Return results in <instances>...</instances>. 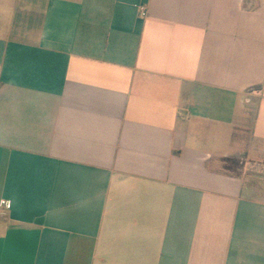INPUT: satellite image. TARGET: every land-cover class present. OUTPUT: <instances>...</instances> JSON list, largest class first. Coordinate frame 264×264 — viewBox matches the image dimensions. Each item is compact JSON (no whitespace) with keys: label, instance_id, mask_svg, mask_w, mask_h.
<instances>
[{"label":"crops","instance_id":"obj_1","mask_svg":"<svg viewBox=\"0 0 264 264\" xmlns=\"http://www.w3.org/2000/svg\"><path fill=\"white\" fill-rule=\"evenodd\" d=\"M256 168L264 0H0V264H264Z\"/></svg>","mask_w":264,"mask_h":264},{"label":"rangeland","instance_id":"obj_2","mask_svg":"<svg viewBox=\"0 0 264 264\" xmlns=\"http://www.w3.org/2000/svg\"><path fill=\"white\" fill-rule=\"evenodd\" d=\"M226 166L229 167L232 171H236V174H240L243 172V166L240 162L236 161L235 163L232 161H229L226 163ZM252 170V169H251ZM254 175L256 174L257 177L264 181V169L260 170L256 168V170L251 171ZM259 174V175H258Z\"/></svg>","mask_w":264,"mask_h":264},{"label":"built area","instance_id":"obj_3","mask_svg":"<svg viewBox=\"0 0 264 264\" xmlns=\"http://www.w3.org/2000/svg\"><path fill=\"white\" fill-rule=\"evenodd\" d=\"M147 15V12L144 11L141 13V16L145 17ZM10 209H11V202L10 200H7V199H3L1 202H0V220L2 218H5L6 216H8L9 212H10Z\"/></svg>","mask_w":264,"mask_h":264},{"label":"trees","instance_id":"obj_4","mask_svg":"<svg viewBox=\"0 0 264 264\" xmlns=\"http://www.w3.org/2000/svg\"><path fill=\"white\" fill-rule=\"evenodd\" d=\"M229 161H232V162H236V161H238V162H240L239 160H237V159H226V160H224V169L226 170V171H229V172H236V171H232L229 167H227L226 166V163L227 162H229Z\"/></svg>","mask_w":264,"mask_h":264}]
</instances>
